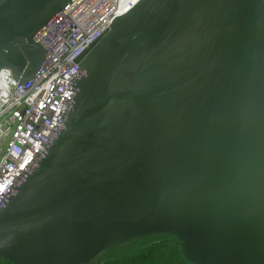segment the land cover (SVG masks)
Masks as SVG:
<instances>
[{
    "label": "water",
    "instance_id": "95a60500",
    "mask_svg": "<svg viewBox=\"0 0 264 264\" xmlns=\"http://www.w3.org/2000/svg\"><path fill=\"white\" fill-rule=\"evenodd\" d=\"M76 0H0L23 86ZM74 101L0 203V258L98 264L171 234L195 264H264V0H139L77 58Z\"/></svg>",
    "mask_w": 264,
    "mask_h": 264
},
{
    "label": "built area",
    "instance_id": "2783aa9c",
    "mask_svg": "<svg viewBox=\"0 0 264 264\" xmlns=\"http://www.w3.org/2000/svg\"><path fill=\"white\" fill-rule=\"evenodd\" d=\"M117 4L118 0L74 1L38 37L44 60L23 86L7 82V69L0 70V203L56 138L74 101L70 82L80 73L76 60L117 17Z\"/></svg>",
    "mask_w": 264,
    "mask_h": 264
},
{
    "label": "trees",
    "instance_id": "16d2710c",
    "mask_svg": "<svg viewBox=\"0 0 264 264\" xmlns=\"http://www.w3.org/2000/svg\"><path fill=\"white\" fill-rule=\"evenodd\" d=\"M0 264H12L1 259ZM98 264H195L188 261L178 238L171 234H159L140 238L123 247L108 250Z\"/></svg>",
    "mask_w": 264,
    "mask_h": 264
},
{
    "label": "bare ground",
    "instance_id": "6f19581e",
    "mask_svg": "<svg viewBox=\"0 0 264 264\" xmlns=\"http://www.w3.org/2000/svg\"><path fill=\"white\" fill-rule=\"evenodd\" d=\"M138 1L139 0H118L115 15L116 16L123 15L128 10H130L134 6V4H136ZM131 2L133 3V5ZM2 86H3V84L0 81V87H2Z\"/></svg>",
    "mask_w": 264,
    "mask_h": 264
}]
</instances>
